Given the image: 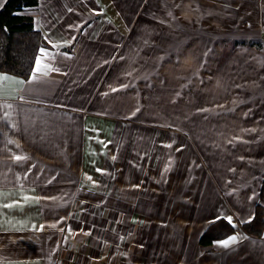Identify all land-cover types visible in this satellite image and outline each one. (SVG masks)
<instances>
[{"label": "crops", "instance_id": "1", "mask_svg": "<svg viewBox=\"0 0 264 264\" xmlns=\"http://www.w3.org/2000/svg\"><path fill=\"white\" fill-rule=\"evenodd\" d=\"M108 3L114 13L96 0H39L30 11L48 45L38 59L54 70L0 71V264H264V231L243 226L264 179V108L254 102L264 57H252L264 46L227 44L264 38V0H167L144 17L143 4ZM205 43L211 59L193 56ZM136 67L149 74L132 97ZM189 68L191 110L146 99L155 74L179 95ZM221 71L239 84L240 108ZM219 218L233 230L202 245Z\"/></svg>", "mask_w": 264, "mask_h": 264}, {"label": "trees", "instance_id": "2", "mask_svg": "<svg viewBox=\"0 0 264 264\" xmlns=\"http://www.w3.org/2000/svg\"><path fill=\"white\" fill-rule=\"evenodd\" d=\"M39 0H6L0 8V71L22 78H28L33 73L35 61L41 49L47 46L44 32L36 28L31 9ZM232 50L238 45L255 49L264 46V38L235 37L227 43ZM229 51L224 52V57ZM219 65L216 66L218 68ZM247 232L261 235L264 231V179L255 205L253 217L243 223ZM233 230V224L225 218L213 222L201 237V244L207 245L215 238L228 235Z\"/></svg>", "mask_w": 264, "mask_h": 264}, {"label": "rangeland", "instance_id": "3", "mask_svg": "<svg viewBox=\"0 0 264 264\" xmlns=\"http://www.w3.org/2000/svg\"><path fill=\"white\" fill-rule=\"evenodd\" d=\"M90 1H93V0H90ZM96 1H100V3L102 5V7L104 8L105 12H107L109 14L114 13L112 8L110 7V5L108 3V0H96ZM166 1L167 0H144V1L143 0H120V9H121V12H122V8H127V7L133 8V6L136 7L139 4H143V7H142V11H143L142 15H143V17L149 12L151 6L152 7L156 6L157 7V13L158 14H163V11L161 9V5H162V3L166 2ZM153 8H155V7H153ZM207 11L209 12V9L207 10V6H205V5L201 6V14H203V12H207ZM222 11H224L223 15H226V16H228V14H230V12H231L232 22L235 21L236 17H235L234 11H232L230 9H225V10H222ZM188 17H190V16H188ZM201 19L199 20L200 24H201V29L202 30L205 29V28H206V30L209 29L210 27L208 26L207 21H205V19H203V18H201ZM209 22L210 23H217V22L219 23L221 21H215V22L209 21ZM215 30H217L216 27H215ZM207 48H208L207 43H205L203 45V47L198 49V51H197V48L195 46H192L191 50L194 52L193 56L197 55V56L202 58L204 56V54H205L207 56V59H211V57H212L211 53L212 52H210ZM191 50L189 48H186L184 50V52L187 51L192 56ZM239 54H240L239 51L233 52L232 56H231V60L234 61V60L241 59L242 57ZM260 56H262V58H263L264 54L256 53L252 57L257 59V57L259 58ZM134 69L135 70L132 72V76H133V78H136L135 79L136 83H135V86H134L136 89H135V91H133V89L131 88L132 97H134V94H136V93L140 95L142 93V89L146 88L147 84H142L141 80L144 78L145 75L149 74V73L146 72L148 68L136 67ZM165 69H162L163 72L165 71ZM192 69H194V68L185 69L186 71L184 73L183 80H185V79L186 80L183 81V83L180 82V84H178L177 87H176V88L180 89L179 91H176V92H179V95L173 93L172 91L169 92L170 94L168 93V91H169L168 87L169 86L170 87H174L173 85H171V83L169 81V77H168V81L169 82L166 83L165 78L163 79V78H161V76H159V74H155L153 76V79H152L151 91L150 92H146L147 96L149 95L148 97L151 100L148 97H146V99H148V101H152V105L153 106H157V104L160 103V102L167 101V102H175V103H177L178 107L179 108L180 107L183 108L185 111H186V109L187 110H191L192 102H194V101H192V91H196V88L198 86L197 83H193L192 84V81H191V78H190L191 74L189 73L190 70L192 72ZM178 71L179 70L175 69L174 67H168L166 72H168L169 75H175L176 72H178ZM166 72H164V73H166ZM200 72H201V76H203V74L205 72H212V69L211 68H201ZM124 73H127V71H125ZM220 76L222 77V78H220V80L222 82V84H220V88L223 85L226 88L227 92L230 93V99L232 98V101H233L234 105L236 106V108H240L242 106V98L240 96V92L233 89L235 86H239V84L234 83L232 81V79H228L227 81H225L224 78H223V76H224V72L223 71H221ZM145 82L147 83V80ZM205 86L206 85L201 84L200 88L203 91H206L207 88H205ZM164 88H165V92L167 93L166 94L167 100L164 99L165 97L164 98H159L158 97V95H160L162 93ZM262 93L263 92L260 91V93L258 95L259 98H255L254 99V102H256L255 103V107L264 108V95ZM258 101H260V102H258ZM133 118H134L135 121L141 120V119L137 118L136 116H133ZM149 122H151L153 124H158V121H155V120L149 121Z\"/></svg>", "mask_w": 264, "mask_h": 264}, {"label": "snow or ice", "instance_id": "4", "mask_svg": "<svg viewBox=\"0 0 264 264\" xmlns=\"http://www.w3.org/2000/svg\"><path fill=\"white\" fill-rule=\"evenodd\" d=\"M41 53L44 56H47V53L43 49L41 50ZM52 70H54V69H52L51 65L42 64L40 59H37L35 61V67H34V71L35 72H43V74H47V72L52 71ZM33 78H35V77H33ZM17 159H19V157H17ZM228 220H229V223H232L231 218H228ZM236 240H237V237L236 236H232L229 239L224 240V241H222L220 243H221L222 246L227 247L229 244L236 242Z\"/></svg>", "mask_w": 264, "mask_h": 264}]
</instances>
